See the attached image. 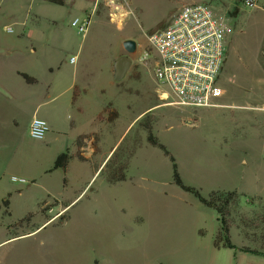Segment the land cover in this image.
Instances as JSON below:
<instances>
[{"label": "rangeland", "instance_id": "1", "mask_svg": "<svg viewBox=\"0 0 264 264\" xmlns=\"http://www.w3.org/2000/svg\"><path fill=\"white\" fill-rule=\"evenodd\" d=\"M122 1L130 10L122 27L110 19L111 0H98L96 7L84 0L73 6L17 0L12 7L7 6L19 21L26 20V29L33 26L34 33L22 32L21 23L8 15L0 27L3 37L19 38L25 50L34 49L36 77L42 83L52 81L58 97L48 102L41 91L16 110L5 102L2 105L0 264H73L76 256L91 253L82 240L89 239L95 230L99 236H110L112 228L120 226L125 237H133L141 226L143 244L125 245L126 252L137 255V264H191L187 250L193 247L189 239L195 227L202 225V233L212 236L219 227L217 214L174 182L170 156L149 142L147 125L175 158L183 182L205 197L213 191H235V204L254 208L255 203L248 198L264 195L261 4L248 7L240 0ZM186 2L211 5L229 29L220 78L226 93L217 100V107L185 109L164 104L153 67L138 61L140 51L149 44L148 36L165 27ZM27 12L30 17H26ZM35 15L39 17L35 19ZM87 15L91 20L83 35L72 20ZM4 25L14 32L3 30ZM126 37L136 40L137 50L130 54L132 62L124 77L117 80L111 63L128 54L123 46ZM55 48H64L65 56L49 60L48 49ZM76 68L80 82L88 81L90 86L71 105L73 91L62 90L72 81ZM107 104L117 109L116 116L119 114L114 123L97 118ZM34 115L50 124L44 140L29 135ZM91 131L101 133L94 159H74L66 168L53 169L58 155L67 148L76 152L79 135ZM114 146L113 160L128 161L127 179L111 184L107 178L110 169H104L107 162L101 169L99 165ZM12 176L25 181H13ZM88 182L89 187L80 194ZM59 201L64 209L48 212ZM96 222L104 230H99ZM240 231L233 228V241L242 240ZM118 244L121 247V242Z\"/></svg>", "mask_w": 264, "mask_h": 264}, {"label": "crops", "instance_id": "2", "mask_svg": "<svg viewBox=\"0 0 264 264\" xmlns=\"http://www.w3.org/2000/svg\"><path fill=\"white\" fill-rule=\"evenodd\" d=\"M21 1L25 3L33 2V0ZM76 1L77 0L72 1V6ZM84 1L88 2L89 4L92 3L87 0ZM97 1L98 0L93 1L95 7L98 5L96 4ZM16 2L17 0H11L7 3L4 0H0V27L2 25V22L6 21L7 16L9 15L11 17L10 19L16 20L15 23H21L22 32H24L27 27L26 20L19 21V17H16L17 14H12L8 9L9 7H12V5L16 4ZM8 5L9 7H7ZM26 17H30L29 12L26 13ZM38 17L39 16L35 15V19H37ZM77 17L78 16H76L75 18ZM75 18H73V20ZM113 20L115 21L118 19H115L113 17ZM6 28L7 25H4L3 30ZM32 28L26 29L29 32L30 36H32V34L34 33V30ZM229 38L230 34H228V39ZM47 54L49 60H59L60 58H63L65 56V49L55 48L52 51L51 49H48ZM77 55L78 53L75 56ZM35 60L36 56L33 48H31L30 50H25L22 46L19 45V38L3 37L0 29V115L1 108L4 102L5 104H8V106H10L12 109L16 110L18 107H24L26 105V100L29 96L33 97L35 94L41 91L43 92L40 95L45 93V97L49 98L48 102H50L53 98L58 97V94H55L52 90V81H46L45 83H42L41 80L36 77V73L34 72ZM111 66L112 71L116 72V59L113 60ZM52 69L53 67H50V70ZM23 73L33 78L34 81L31 83L27 82L21 75ZM38 86H44L45 88L44 90H35V87ZM89 86L90 82L88 81L80 82L78 76V68H76L72 81L66 88L62 90V92L68 93L70 91H73V95L71 98V105H73L80 99L82 93L87 92V88ZM115 109L116 108L111 104L102 106L97 116L98 120L101 122H106L108 124L114 123L116 117H118L119 115H115ZM83 112V108L79 107L78 113L82 115ZM100 139L101 133L97 131L80 134L79 138L76 141L77 151L73 152L70 151V148H67L70 154L75 155V157H73L71 161L74 159H78L80 161L94 159V157L99 152ZM114 149L115 146L110 149L107 155L104 156L101 164L99 165V169H101L102 166H104V164L109 160V158L111 157L110 154L113 153ZM78 155L82 156L84 159H79ZM121 160L122 159L118 158L116 162L119 163ZM255 176L257 181H261L258 175ZM126 179L127 175L124 180L119 182H123ZM89 184L90 182H88L85 187L81 188L82 190L80 191V194L87 190ZM248 201H253L255 203L254 208H244L238 204H235V206L233 207V224L230 228V238L232 243L236 246L235 248L216 246L215 238L218 235L221 227L219 215L214 208L206 206L216 212L219 227H217V231L212 236L207 235V233H202V225L195 227L194 233L191 239H189V244H192L193 247L187 250V254L190 257L191 264H264V195L254 194L251 198H248ZM46 204L48 203L46 202ZM70 204L66 206H69ZM63 209V203L59 201L52 207L51 212H58V210L61 211ZM260 216H263V219H261ZM48 221L44 222L40 227L47 224ZM95 226L99 230L100 228H102L100 223L97 222ZM137 227L139 229V232H135V235L133 237L123 236L125 234V229L123 226L112 228L110 236L108 232L106 236H99L98 231L95 230V232H93L92 236L89 239H84L81 241L83 242L82 244L88 246L91 253L88 255L80 254L76 256V259L72 261L73 264H137L139 262L137 255H132L125 250V245H128L129 247L132 242L135 243V245H140L141 242L143 244L144 235L143 237H141L140 235L141 226ZM234 227L241 229L240 232L242 233V240L239 242H235L232 239V230ZM116 233L123 235L121 237H115L114 235ZM119 242H121V247H119Z\"/></svg>", "mask_w": 264, "mask_h": 264}, {"label": "built area", "instance_id": "3", "mask_svg": "<svg viewBox=\"0 0 264 264\" xmlns=\"http://www.w3.org/2000/svg\"><path fill=\"white\" fill-rule=\"evenodd\" d=\"M240 1L248 7L261 4L264 10V0ZM111 6L110 19L122 27L129 8L122 0H111ZM113 15L119 16L120 21H114ZM90 20L88 15L77 17L72 24L85 35ZM6 30L14 32L12 27ZM228 34L226 20L211 5L186 2L165 27L148 36L149 44L140 51L138 61L153 67L160 87L158 95L164 104L185 109L220 106L217 100L226 93L220 78L227 56ZM49 130L46 119L37 115L32 118L31 138L44 140ZM262 154L264 159V124ZM12 180L25 181L17 176H12Z\"/></svg>", "mask_w": 264, "mask_h": 264}, {"label": "trees", "instance_id": "4", "mask_svg": "<svg viewBox=\"0 0 264 264\" xmlns=\"http://www.w3.org/2000/svg\"><path fill=\"white\" fill-rule=\"evenodd\" d=\"M49 3H53L60 6H72L73 0H43ZM90 2H93L95 0H87ZM22 77L29 83L33 82L34 79L28 76L27 74H21ZM116 114V112H115ZM147 129L149 131L148 140L151 144L154 146H158L163 151L170 156V159L172 161L173 166V178L174 182L183 190L188 191L192 194H194L202 204L205 206L214 208L216 212L219 215L220 220V231L218 235L215 238V244L216 246H223V247H229V248H235L236 246L232 243L230 238V228L233 224V206H235L236 199L238 197L237 193L235 191H224V190H218L213 191L209 194L208 197H205L201 194V192L193 186L186 185L179 173L178 165L175 161V158L170 154V152L167 150V148L158 140V138L153 134L152 127L147 125ZM115 153L111 155L109 160L107 161L104 169L106 167H109L108 172V182L113 184L117 183L119 181H122L126 178V169L128 166V161H120L117 163L114 159ZM75 157V155L70 154L69 150H66L65 152H62L58 155L57 159L55 160L53 169L63 167L66 168L71 161V159ZM79 159H84L82 156L78 155ZM261 217V216H260ZM263 219V216L261 217Z\"/></svg>", "mask_w": 264, "mask_h": 264}, {"label": "water", "instance_id": "5", "mask_svg": "<svg viewBox=\"0 0 264 264\" xmlns=\"http://www.w3.org/2000/svg\"><path fill=\"white\" fill-rule=\"evenodd\" d=\"M123 46L128 54H124L122 57L118 59L116 62V79L120 80L121 78L124 77L127 69L129 68L132 59L130 57V54H133L137 50V42L135 39H125L123 42ZM188 123H192L191 120L187 121Z\"/></svg>", "mask_w": 264, "mask_h": 264}, {"label": "bare ground", "instance_id": "6", "mask_svg": "<svg viewBox=\"0 0 264 264\" xmlns=\"http://www.w3.org/2000/svg\"><path fill=\"white\" fill-rule=\"evenodd\" d=\"M113 17H114L115 19H118V21H120V17H119V16H117V15H113Z\"/></svg>", "mask_w": 264, "mask_h": 264}, {"label": "flooded vegetation", "instance_id": "7", "mask_svg": "<svg viewBox=\"0 0 264 264\" xmlns=\"http://www.w3.org/2000/svg\"><path fill=\"white\" fill-rule=\"evenodd\" d=\"M53 206L50 207L49 211L48 212H51V209H52Z\"/></svg>", "mask_w": 264, "mask_h": 264}]
</instances>
